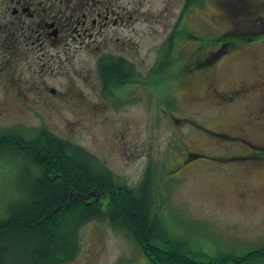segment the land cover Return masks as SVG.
<instances>
[{
  "label": "rangeland",
  "instance_id": "1",
  "mask_svg": "<svg viewBox=\"0 0 264 264\" xmlns=\"http://www.w3.org/2000/svg\"><path fill=\"white\" fill-rule=\"evenodd\" d=\"M135 1L143 3L144 20L136 27L138 37L128 33L134 44L129 58L146 75L144 104L129 103L121 112L110 107L105 114H94L97 100L91 84L80 87L88 96L85 101L28 98L30 91L18 97L0 87V129L32 131L47 126L60 138L96 155L130 189H138L151 164L157 176L154 198L161 205L158 214L166 232L155 242L160 247H167V239L178 241L188 256L204 263L220 255L256 251L264 246V165L243 175L241 161L217 158L239 157L245 154L243 148L227 141L219 145L214 133L234 134L237 123L255 118V130L247 127L246 132L256 146L254 152L261 154L264 114H247L248 100L222 106L215 99L191 102L186 93L193 86L204 94L203 72L215 78V90L221 94L254 81L253 65L264 76V37L249 43L237 41L213 66L204 65V60L215 56L222 43L201 46L203 39L263 32L264 0H203L193 5L183 21L185 0ZM175 26L178 34L169 52L168 34ZM249 55L257 61L252 62ZM85 57L77 53L66 65V78L89 68L90 60ZM193 74L198 79L192 82ZM48 80L61 86L66 82L65 78ZM185 148L203 157L172 173ZM10 155H0V204L24 187V168ZM147 263L125 231L108 222H93L81 231L80 252L72 264ZM248 264H264V259Z\"/></svg>",
  "mask_w": 264,
  "mask_h": 264
},
{
  "label": "flooded vegetation",
  "instance_id": "2",
  "mask_svg": "<svg viewBox=\"0 0 264 264\" xmlns=\"http://www.w3.org/2000/svg\"><path fill=\"white\" fill-rule=\"evenodd\" d=\"M185 1L180 16L182 21L193 7L188 0ZM141 20H144L143 3L135 0H0V87L18 97L30 91L28 98L85 101L88 96L80 87L91 84L92 96L97 100L93 106L94 114H105L110 107L121 112L129 103L144 104L146 75L139 65L130 61L129 48L134 44L128 34L139 36L136 27ZM176 26L169 32V39L176 38ZM77 53L90 60L89 68L75 71L73 78H66V65L72 63ZM249 56L252 62L257 61V57ZM219 60L220 56L207 57L204 65H214ZM252 69L254 81L241 84L226 94L217 92L215 78L203 72L201 77L206 81L204 94L193 86L186 94L191 102H199L201 98L215 99L222 106L248 100L247 114H264V76L256 65ZM197 77L193 74L190 81H196ZM49 78H65L66 82L61 86L49 82ZM169 97L175 101L172 95ZM248 118L250 121L244 118L237 123L234 134L214 133L219 145L227 141L243 148V156L217 157L241 161L239 166L243 167L240 168L243 175L264 165V152H254L256 146L250 139L251 134L246 132L247 127L255 130L252 126L255 118ZM41 128L51 131L47 126ZM139 156L138 151L137 158ZM201 157V153L185 148L180 163L172 166V173L181 172L190 166V161ZM91 195L97 199L99 193L95 190Z\"/></svg>",
  "mask_w": 264,
  "mask_h": 264
},
{
  "label": "trees",
  "instance_id": "3",
  "mask_svg": "<svg viewBox=\"0 0 264 264\" xmlns=\"http://www.w3.org/2000/svg\"><path fill=\"white\" fill-rule=\"evenodd\" d=\"M262 37L264 31L226 35L203 39L201 46L222 43L212 56L217 58L232 51L229 46L237 41L249 43ZM173 42L174 38L168 42L169 52ZM6 152L24 168L25 178L20 193L0 204V264H72L80 252V233L93 222H108L125 231L147 264H248L264 259V246L243 256L220 255L204 263L188 256L178 241L167 239L166 248L156 245L166 232L158 214L161 205L154 198L157 176L151 164L138 189H130L92 153L46 128L0 130V153ZM95 190L97 199L91 195Z\"/></svg>",
  "mask_w": 264,
  "mask_h": 264
},
{
  "label": "water",
  "instance_id": "4",
  "mask_svg": "<svg viewBox=\"0 0 264 264\" xmlns=\"http://www.w3.org/2000/svg\"><path fill=\"white\" fill-rule=\"evenodd\" d=\"M86 199H89V196H88V197H86Z\"/></svg>",
  "mask_w": 264,
  "mask_h": 264
}]
</instances>
